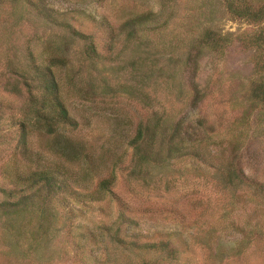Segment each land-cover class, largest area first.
<instances>
[{"label": "rangeland", "instance_id": "1", "mask_svg": "<svg viewBox=\"0 0 264 264\" xmlns=\"http://www.w3.org/2000/svg\"><path fill=\"white\" fill-rule=\"evenodd\" d=\"M12 1L0 0V189L18 190V175L41 170L60 185L48 200L37 186L24 192L52 201L43 264H158V252L114 243L117 227L140 245L169 241L177 257L161 264H264V100L251 93L264 84V42L240 41L264 37V21L233 17L223 0H33L59 27ZM133 19L143 23L127 39ZM67 27L90 36L96 56ZM206 28L227 37L218 52L199 46ZM29 53L41 67L62 61L50 69L69 121L53 134L26 116L25 93L1 88ZM155 118L160 147L140 142L150 164L137 176L131 140ZM18 121L28 132L24 153L14 150ZM232 161L247 180L237 189L222 180ZM21 221L15 253L0 219V264H34V228Z\"/></svg>", "mask_w": 264, "mask_h": 264}, {"label": "trees", "instance_id": "2", "mask_svg": "<svg viewBox=\"0 0 264 264\" xmlns=\"http://www.w3.org/2000/svg\"><path fill=\"white\" fill-rule=\"evenodd\" d=\"M223 1L228 12L235 18L252 23L264 21V5L252 4L248 0ZM12 2L14 4L22 2L23 6L25 5V8L31 10L35 16L43 17L45 20L58 25L59 27L64 26L57 20L53 13L45 10L43 7H39L33 0H13ZM142 23L143 20L141 19H133L131 22L128 21L126 23L124 27L128 29L127 39L134 36L137 32V27L141 26ZM67 28L70 34L84 41L86 56H96V49L94 48L93 43L89 40L90 36L84 35L71 27ZM240 41L242 44L250 46L253 45L256 48H260L264 42V37L259 34L251 41H246V39L242 40L241 38ZM225 42H228L227 37L218 34L213 29L206 28L203 30L198 44L203 48L209 49L211 52H218L223 47ZM27 61L28 63H19L17 67L12 69V73L9 78H6L1 83V88L14 95H21L22 92L25 93L28 98L26 116H29L30 119L33 118V124L42 128L47 134H53L56 127L60 123H66L69 121L68 112L64 106L59 85L56 81L54 73L50 69L51 66H54L57 63L61 64L62 61H59L57 57H54L49 61L48 66L50 67H41L35 63L34 58L30 53ZM12 77H14V79ZM251 93L253 99L258 101L264 100V84L261 82L256 85ZM49 112H52V114H49ZM199 122L200 125H202V122ZM18 125V138L16 140L14 150L21 147V150L24 153L27 150V127L24 121H18ZM162 127V119L160 118H155L151 123L142 124L138 127L135 137L131 140V145L134 146L133 163L135 175L138 176L140 172L142 173V170L145 171L150 164L149 155L143 151L142 146H140V142L146 141L148 146L150 143L149 147H153V149L155 148V151H157V147H160L158 142L162 139ZM3 137H5V135L1 134L0 130V139ZM174 139V135H171L169 139V142L173 144L172 146L170 145L171 148H169L171 152L174 151V148L177 146V143H173ZM160 154V152L155 153L157 156ZM235 158L236 157H233L232 160L235 161ZM231 164L233 167H231V165H227L226 171L222 176V180L226 187L237 189L241 184L247 182V180L244 177L242 169L238 167L239 164L233 161ZM24 182L25 184H23ZM26 182L28 183V186L24 188ZM14 184L15 187H19L18 190L16 188H12L8 191L0 189V193L6 197V199L0 201V219L3 220V229L6 233V238L3 236L5 240L4 242L9 245L15 253H18L21 249L20 240H22V231L19 224L20 221H23L25 218L27 225L32 226L35 232L30 235L32 237L30 239L35 241L34 246L31 249L33 255L30 254L32 257L35 256L34 264H43L45 259L48 260L49 263L50 256L46 258L44 257L45 247L42 246V243L44 238L47 237V230L50 227L48 225V219H51L52 216L51 214L47 215L46 212L48 211L46 206L52 201H28L30 198H33L34 195H26L24 192L26 189H31L34 186H37L35 192H39V190L44 189L47 191L46 197L48 200L51 195H55L57 190H60L61 187L60 185H56L54 179L42 170L33 174V176L28 179H23L20 175H18L17 179L14 180ZM109 184L110 181L104 179L100 182V188L108 190ZM119 231V227L112 231V240L125 251L127 250L131 253L142 249L141 251L152 250L153 252H158L160 257L158 264H161L160 262L164 261L171 263L177 257L176 250L171 247L169 241L161 240L157 243L153 242L140 245L138 241H127L124 237L119 235ZM36 253L37 255H35Z\"/></svg>", "mask_w": 264, "mask_h": 264}]
</instances>
